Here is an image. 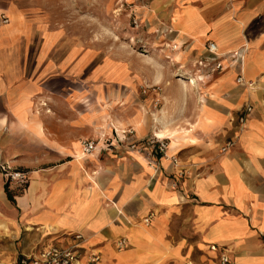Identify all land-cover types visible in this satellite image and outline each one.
<instances>
[{"label":"crops","instance_id":"obj_1","mask_svg":"<svg viewBox=\"0 0 264 264\" xmlns=\"http://www.w3.org/2000/svg\"><path fill=\"white\" fill-rule=\"evenodd\" d=\"M101 1L138 22L128 42L56 29L0 49V162L28 177L0 178L6 260L81 234L76 264H219L211 244L264 264V0ZM210 42L221 69L198 66ZM128 128L140 146L163 134L167 155L120 142Z\"/></svg>","mask_w":264,"mask_h":264},{"label":"rangeland","instance_id":"obj_2","mask_svg":"<svg viewBox=\"0 0 264 264\" xmlns=\"http://www.w3.org/2000/svg\"><path fill=\"white\" fill-rule=\"evenodd\" d=\"M105 6L101 0H0V49L9 48L15 44L14 41L10 42L11 35L38 34L39 40L42 35L56 29L64 35H78L84 39L91 37L97 45L113 44L114 40L128 42L126 40L128 30H137L138 22L128 18L124 23L123 19L127 15L123 9V12L117 13L109 11ZM125 42L123 44H126ZM133 47L139 49L135 44ZM34 51L36 48L31 47L29 55L33 56ZM185 77L188 78L182 75L178 78L186 79ZM129 130L134 131L133 128H128L122 129V132ZM123 140L129 144L131 139L124 137L119 141L123 142ZM1 163L3 162H0V165ZM2 177H4V184L8 187L9 184L0 167V178ZM4 226H1L0 230H4ZM12 238L11 235L0 232V261H5L8 255L13 253Z\"/></svg>","mask_w":264,"mask_h":264},{"label":"built area","instance_id":"obj_3","mask_svg":"<svg viewBox=\"0 0 264 264\" xmlns=\"http://www.w3.org/2000/svg\"><path fill=\"white\" fill-rule=\"evenodd\" d=\"M7 21V20H6ZM136 22V21H135ZM137 23V22H136ZM208 50L213 55L212 57L202 58L198 62V66L200 68H208L209 65L215 62L216 69H221L222 64L218 61L217 55V47L215 43L210 42L208 44ZM200 71H203L200 69ZM199 78L202 77V74L198 75ZM191 82H194V78H189ZM243 77L239 78V82H243ZM252 85V82L248 83ZM146 92V90H144ZM252 111V107L250 105L245 106V111L241 113L239 117V122L241 124L245 123L246 115ZM125 138L131 139L129 142V147L139 153H144L151 158H156L157 156H166L168 150V141L167 138L162 137L159 134H154L151 137L145 139L143 146H140L138 141L132 139L134 131H124ZM98 142L95 140H87L84 142V153L90 154L97 149ZM233 142L228 141L226 147L223 149L225 151L227 148L232 146ZM171 160L174 164L179 163L178 158L176 156H171ZM1 170L5 175V179L7 183L15 184L16 186L23 187L27 180V173L23 170L14 168L7 162H3L0 165ZM182 172V171H181ZM83 236L81 234L75 236V243H73L70 247L63 248L57 245H50L45 247L33 254L21 255L17 259L9 262H1L0 264H76L81 257V242L83 241ZM117 249L123 250L128 246V240L126 238L120 239L116 243ZM210 249L213 251L219 252V264H231V258L225 251H219V247L216 244H211ZM87 256V260L90 264H98L100 262L101 256L100 252L97 250H91V252H85Z\"/></svg>","mask_w":264,"mask_h":264},{"label":"trees","instance_id":"obj_4","mask_svg":"<svg viewBox=\"0 0 264 264\" xmlns=\"http://www.w3.org/2000/svg\"><path fill=\"white\" fill-rule=\"evenodd\" d=\"M7 188V186H6ZM7 190V189H6ZM7 192V191H6ZM8 196L12 198V194L10 192H8Z\"/></svg>","mask_w":264,"mask_h":264},{"label":"bare ground","instance_id":"obj_5","mask_svg":"<svg viewBox=\"0 0 264 264\" xmlns=\"http://www.w3.org/2000/svg\"><path fill=\"white\" fill-rule=\"evenodd\" d=\"M189 81H191V80H189ZM193 81V80H192ZM184 82V81H183ZM160 135H163V134H160Z\"/></svg>","mask_w":264,"mask_h":264}]
</instances>
